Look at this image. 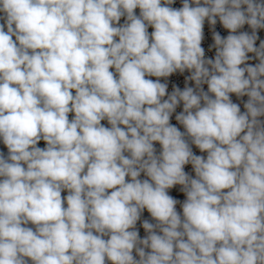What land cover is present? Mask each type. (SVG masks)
Returning a JSON list of instances; mask_svg holds the SVG:
<instances>
[{
	"label": "clouds",
	"instance_id": "clouds-1",
	"mask_svg": "<svg viewBox=\"0 0 264 264\" xmlns=\"http://www.w3.org/2000/svg\"><path fill=\"white\" fill-rule=\"evenodd\" d=\"M175 3L0 0V264H264V0Z\"/></svg>",
	"mask_w": 264,
	"mask_h": 264
},
{
	"label": "built area",
	"instance_id": "built-area-1",
	"mask_svg": "<svg viewBox=\"0 0 264 264\" xmlns=\"http://www.w3.org/2000/svg\"><path fill=\"white\" fill-rule=\"evenodd\" d=\"M180 6H181L180 0H176V3L173 5V7H180ZM138 11H139V10H137V14H138ZM121 23H123V19L121 20ZM151 30H152V29H149V31H151ZM217 30L221 32V35H227V31H226V30H223L219 24L217 25ZM243 30H245V31H250V29L248 28L247 25L245 26V28H244ZM205 33H206V39H205V44H204V46L207 48V44L211 43V33H210V31L208 30V26H207V25H206V27H205ZM258 35L260 36V39H264V29L258 30ZM258 45H259V41H257V46H258ZM207 54H208V55H214V50H213V52H208ZM250 55H251V54H250ZM256 62H257V61H254V60H253V61H250V63H253V64L256 63ZM153 79H155V78H153ZM170 81H172V82H177V83L179 84V86H181V87L183 86V85H182V77H179L178 75H177V76H174V77H171V78H170ZM170 90H171V83L169 84V91H170ZM232 99H233V102L238 103V104L240 105V107H241V110L244 111L243 103L247 100V97H243V98H239V99H238V98L233 94V95H232ZM180 110H181L180 108L177 109V111H180ZM102 123H105V124H106V121H105V122H102ZM172 123H173V124H176V123H177V122L175 121L174 116H173V118H172ZM177 127H180L181 130L183 131L182 126H180V125L177 124ZM156 146H157V148H159V145H156ZM193 151H194L195 154H197V155H206V154H202V153H200L199 150L195 148V146H193ZM0 152H3V153L5 154V156H7V151H6L1 145H0ZM185 171L188 172L189 174H191V175L194 177L195 174H194V172L192 171V166H191V165H187V166L185 167ZM142 178H143V177H142ZM169 194L172 195V196H174L175 198L181 200V201H183V199L185 198L184 195H183V193H181V192L179 191V186H176L175 188L171 189V190L169 191ZM62 195H65V196H66V195H67V192H66V191L63 192ZM177 209H178V211H181L179 205H177ZM143 219H149V220H151L150 215L147 213V211H145V213L143 214V216H142V220H143ZM29 226H32V225H29ZM137 227L139 228L140 236L143 238V237L146 235V233L144 232L143 228L140 227V223H139V222H138V224H137ZM30 264H31V262H30Z\"/></svg>",
	"mask_w": 264,
	"mask_h": 264
},
{
	"label": "rangeland",
	"instance_id": "rangeland-1",
	"mask_svg": "<svg viewBox=\"0 0 264 264\" xmlns=\"http://www.w3.org/2000/svg\"><path fill=\"white\" fill-rule=\"evenodd\" d=\"M70 117H71V114H70ZM0 144L3 145L2 140H0ZM37 146L43 148V147L46 146V144H45V142L43 140H41Z\"/></svg>",
	"mask_w": 264,
	"mask_h": 264
},
{
	"label": "crops",
	"instance_id": "crops-1",
	"mask_svg": "<svg viewBox=\"0 0 264 264\" xmlns=\"http://www.w3.org/2000/svg\"><path fill=\"white\" fill-rule=\"evenodd\" d=\"M1 145V144H0ZM6 151H7V148L5 147V146H3V145H1Z\"/></svg>",
	"mask_w": 264,
	"mask_h": 264
}]
</instances>
